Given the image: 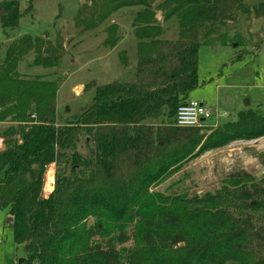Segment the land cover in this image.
Listing matches in <instances>:
<instances>
[{
    "label": "trees",
    "instance_id": "16d2710c",
    "mask_svg": "<svg viewBox=\"0 0 264 264\" xmlns=\"http://www.w3.org/2000/svg\"><path fill=\"white\" fill-rule=\"evenodd\" d=\"M154 1L90 0L79 6L74 22L85 29L119 8L142 9L133 18L135 66L96 86L73 115L56 112V82L16 71L30 53L34 66L55 65L64 55L59 36L52 41L47 31L25 33L0 43V120L11 122L0 130V209L12 217L8 226L14 242L24 246L26 264H264V183L238 172L201 195L149 190L185 158L264 136L259 106L215 127L173 122L177 107L199 85L200 45L225 43L224 35L215 36V23L238 9L262 17L264 2L248 7L244 0H162L155 8L178 19V38L168 40L158 38ZM0 7L8 36L17 27L18 0H3ZM237 36L229 41L238 45ZM158 117L163 122L148 121ZM80 136L93 144L86 156L75 150ZM61 163L69 164L68 173L57 169L50 191L49 170L44 188L47 167ZM127 242L121 251L118 245Z\"/></svg>",
    "mask_w": 264,
    "mask_h": 264
},
{
    "label": "rangeland",
    "instance_id": "374dc122",
    "mask_svg": "<svg viewBox=\"0 0 264 264\" xmlns=\"http://www.w3.org/2000/svg\"><path fill=\"white\" fill-rule=\"evenodd\" d=\"M161 1L155 0L152 3V8L158 13L154 23L161 29L158 38L175 40L179 34L178 19L176 16L164 18V13L155 8ZM259 2L264 0L243 1L248 7ZM89 3L90 0H31L30 8L26 10L29 0H18L20 15L17 27L8 30L6 36L0 24V43L21 34L39 35L44 31L48 32V38L52 41L56 36L62 39L64 55L55 65L34 66L31 64L34 54L30 53L18 62L16 68L23 77L39 76L56 82L55 106L61 116L73 115L82 110L89 103L96 86L126 76L137 62L138 39L133 18L142 6L119 8L96 27L85 29L75 24L74 17L79 6ZM215 24V36L224 35L225 43L220 40L213 45H200L197 69L199 85L189 91L188 97L227 114L226 118L221 117L218 121L233 119L239 110L247 107L259 106L263 109L264 16L256 18L252 13L238 9L230 19ZM236 34L239 35L236 41H241L238 45L235 41H229ZM259 40L263 42L257 45ZM3 48L0 45V58ZM240 53H244L240 59H232ZM66 106L68 109L64 110ZM163 120L161 117L148 119L154 124ZM210 122H214V117L203 121L209 123L208 126L215 127L217 124ZM9 124L11 122L8 120H0V130ZM84 138L80 136L75 145V150L81 156L89 154L93 146L89 138ZM66 152L70 151L67 149ZM50 167L54 173L57 169L64 173L69 171L67 163ZM261 168L263 172L255 176ZM238 172L249 175V182L264 183V136L232 141L196 157L185 158L153 183L149 190L170 196L193 193L201 195L214 192L226 181L227 176ZM260 215L264 217L263 213ZM6 218L7 209H0V264H26L20 262V259L26 258L24 246L14 242ZM129 245L127 242L118 245V248L125 251Z\"/></svg>",
    "mask_w": 264,
    "mask_h": 264
},
{
    "label": "built area",
    "instance_id": "2783aa9c",
    "mask_svg": "<svg viewBox=\"0 0 264 264\" xmlns=\"http://www.w3.org/2000/svg\"><path fill=\"white\" fill-rule=\"evenodd\" d=\"M225 112H218L216 109L207 106L203 102H200L195 99H187L186 101L182 102L176 109L175 113V125L178 126H199L202 122L206 119L214 117V120L217 121L222 116H226ZM203 120V121H202ZM0 145H1V138H0ZM49 165L46 169V173L44 176V188L46 184V174L49 170H51V179L49 186H51L50 191L53 189L54 185V170L51 169ZM1 241V237H0Z\"/></svg>",
    "mask_w": 264,
    "mask_h": 264
},
{
    "label": "water",
    "instance_id": "95a60500",
    "mask_svg": "<svg viewBox=\"0 0 264 264\" xmlns=\"http://www.w3.org/2000/svg\"><path fill=\"white\" fill-rule=\"evenodd\" d=\"M157 15H158V13H156L155 14V16L157 17ZM248 102H246V104H247ZM65 109L67 110L68 109V107L66 106L65 107ZM203 121V120H202ZM263 172V168H261V171L260 172H257L256 174H255V176H258V175H260V173H262ZM12 223V217L11 216H7V218H6V224L7 225H10ZM25 259L23 258V259H20V262H23Z\"/></svg>",
    "mask_w": 264,
    "mask_h": 264
},
{
    "label": "crops",
    "instance_id": "0c3cea01",
    "mask_svg": "<svg viewBox=\"0 0 264 264\" xmlns=\"http://www.w3.org/2000/svg\"><path fill=\"white\" fill-rule=\"evenodd\" d=\"M188 98H189V97H188ZM189 99H190V98H189ZM200 102H201V101H200ZM246 102H248V101H246ZM247 104H248V103H247ZM207 106H209V105H207ZM241 110H242V109H241ZM239 111H240V110H239ZM226 117H227V115H226V116H222V118H226ZM234 118H235V117H234ZM217 121H218V120H217ZM217 121L214 120V122H210V124H213V123L216 124ZM219 121H220V120H219ZM219 121H218V122H219ZM202 124H205V123L202 122ZM208 124H209V123H208ZM208 124L206 123L205 125H208ZM45 193H47V192H45ZM7 216H10V215L7 214Z\"/></svg>",
    "mask_w": 264,
    "mask_h": 264
}]
</instances>
